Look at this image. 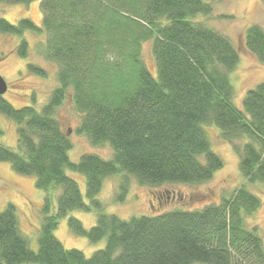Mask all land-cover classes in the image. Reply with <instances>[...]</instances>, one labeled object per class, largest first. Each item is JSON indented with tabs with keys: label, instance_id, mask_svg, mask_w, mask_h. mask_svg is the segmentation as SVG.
<instances>
[{
	"label": "trees",
	"instance_id": "trees-1",
	"mask_svg": "<svg viewBox=\"0 0 264 264\" xmlns=\"http://www.w3.org/2000/svg\"><path fill=\"white\" fill-rule=\"evenodd\" d=\"M41 8L42 25L0 17L1 34L45 32L38 51L58 66V85L41 109L35 94L20 108L0 96V113L18 131L17 150L0 142V161L35 177L47 193L38 250L20 231L15 205L0 207V264H264V238L246 221L262 204L248 183H264V81L246 93L243 109L234 104L229 73L240 54L228 37L197 18L211 14V0H41ZM147 41L157 76L142 59ZM246 44L264 63L260 25L247 28ZM17 52L29 56L26 39ZM27 70L48 76L34 63ZM64 105L79 115L76 131L93 145L108 144L112 158L86 153L70 159L73 143L58 117ZM212 124L239 154L246 183L220 202L196 208L128 220L104 212L97 196L113 176H122L120 202L129 192L128 176L150 188L210 181L224 166L205 130ZM68 171L86 177L88 202ZM153 195L152 203L159 194ZM74 210L98 215L90 230L69 219L76 234L93 243L106 239L90 257L55 236L59 220Z\"/></svg>",
	"mask_w": 264,
	"mask_h": 264
},
{
	"label": "rangeland",
	"instance_id": "rangeland-1",
	"mask_svg": "<svg viewBox=\"0 0 264 264\" xmlns=\"http://www.w3.org/2000/svg\"><path fill=\"white\" fill-rule=\"evenodd\" d=\"M211 4V14H200L197 18L228 37L237 48L240 60L237 67L229 73V79L234 88L233 102L238 108L243 109L246 93L264 81V63L249 50L246 44L248 27L255 24L264 29V1L211 0ZM0 17L13 24L23 18H30L36 24L42 25L41 0H35L28 4L0 3ZM22 39H26L30 47L29 56L26 58L21 57L17 52V46ZM45 41V32L35 33L27 30L22 35L0 33V74L8 83V90L3 97L16 108L33 103L31 98L35 94L34 104L38 109H41L58 85L57 64L47 60L38 51V46ZM142 59L154 76H157L152 41L143 43ZM29 63L43 67L48 76L41 77L28 72L27 65ZM58 117L68 130V135L73 143V148L69 152L72 161H79L81 156L86 153H97L105 159L112 158L113 150L108 144L93 145L87 136L76 131L80 118L72 106H62L58 110ZM0 127L3 130L0 142L17 150V124L0 113ZM218 129L215 124L205 128L213 151L224 162L223 168L215 172L210 181L196 185H177L173 188H150L140 185L134 177L128 176L129 192L125 200L120 202L117 200V196L121 193L118 188L122 176H113L105 180L103 188L97 196L104 205V212L116 214L120 218L128 220L134 216H154L176 208H196L204 204L218 203L222 197L230 196L236 188L246 182L240 172L239 154L231 143L221 139L220 129ZM67 173L78 182L83 197L88 202L86 177L72 171ZM248 188L261 199L262 204L252 215L246 217V221L249 228L258 227L264 238V183H248ZM172 190L177 191L183 198L178 197L172 200L162 198L161 201H157L155 198L152 203L154 193H166ZM56 195L53 196V212L56 211ZM46 197L47 193L36 187L35 177L22 175L16 172L10 163L0 161V207L4 209L9 203L15 205L20 231L26 236L29 246L33 250L39 248L38 238L45 217L43 203ZM71 217L78 219L84 228L90 230L97 223L98 215L95 211L74 210L62 217L54 233L65 248L78 249L90 257L97 250L105 247L106 239L93 243L87 237L73 232L69 224Z\"/></svg>",
	"mask_w": 264,
	"mask_h": 264
},
{
	"label": "flooded vegetation",
	"instance_id": "flooded-vegetation-1",
	"mask_svg": "<svg viewBox=\"0 0 264 264\" xmlns=\"http://www.w3.org/2000/svg\"><path fill=\"white\" fill-rule=\"evenodd\" d=\"M183 198L177 191H168V192H166V193H162V192H160L159 193V195H158V197L156 198V200L157 201H161V199L163 198V199H170V200H172V199H176V198Z\"/></svg>",
	"mask_w": 264,
	"mask_h": 264
},
{
	"label": "water",
	"instance_id": "water-1",
	"mask_svg": "<svg viewBox=\"0 0 264 264\" xmlns=\"http://www.w3.org/2000/svg\"><path fill=\"white\" fill-rule=\"evenodd\" d=\"M8 90V83L5 78L0 74V96H3Z\"/></svg>",
	"mask_w": 264,
	"mask_h": 264
}]
</instances>
